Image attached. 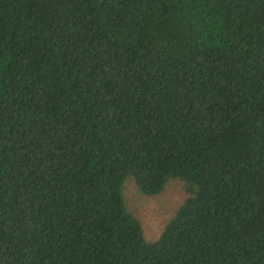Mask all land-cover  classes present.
<instances>
[{
  "label": "trees",
  "instance_id": "trees-1",
  "mask_svg": "<svg viewBox=\"0 0 264 264\" xmlns=\"http://www.w3.org/2000/svg\"><path fill=\"white\" fill-rule=\"evenodd\" d=\"M0 264H264V0H0Z\"/></svg>",
  "mask_w": 264,
  "mask_h": 264
},
{
  "label": "rangeland",
  "instance_id": "rangeland-1",
  "mask_svg": "<svg viewBox=\"0 0 264 264\" xmlns=\"http://www.w3.org/2000/svg\"><path fill=\"white\" fill-rule=\"evenodd\" d=\"M184 197L183 188L178 183H172L154 198L140 196L130 185L125 189L128 208L139 219L148 238L159 235L162 226L173 216Z\"/></svg>",
  "mask_w": 264,
  "mask_h": 264
}]
</instances>
